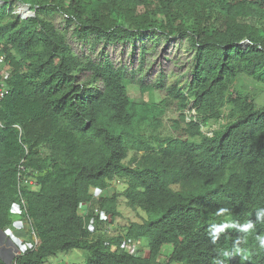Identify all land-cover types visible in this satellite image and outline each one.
Masks as SVG:
<instances>
[{"label": "trees", "instance_id": "16d2710c", "mask_svg": "<svg viewBox=\"0 0 264 264\" xmlns=\"http://www.w3.org/2000/svg\"><path fill=\"white\" fill-rule=\"evenodd\" d=\"M0 3L11 69L0 102V230L21 199L37 239L10 264L72 250L85 264H264V107L235 88L239 77L264 88V0ZM16 4L34 15L20 19ZM55 15L92 47L148 35L185 41L190 79L149 85L108 58H79ZM129 85L165 95L137 102ZM119 196L143 216L110 234ZM128 240H144V255L127 252Z\"/></svg>", "mask_w": 264, "mask_h": 264}, {"label": "rangeland", "instance_id": "374dc122", "mask_svg": "<svg viewBox=\"0 0 264 264\" xmlns=\"http://www.w3.org/2000/svg\"><path fill=\"white\" fill-rule=\"evenodd\" d=\"M21 9H23V5L20 4H16L13 7L16 14L21 12ZM50 20L59 30H65L67 43L79 58H89L94 62L108 58L115 66L123 67L128 75L134 73L135 79L142 78L143 82L149 85L154 84L160 75L163 76V82L166 86L178 82L181 87H184L190 79L192 52L185 41L180 42L176 39H161L156 41L153 36L148 35L139 38L133 45L105 46L99 44L92 47L90 43H80L71 37L72 28L65 29L61 15H55ZM142 47L144 48V58L141 61L140 53ZM235 88L241 96L251 97L255 100L258 107H264V88L262 86L255 84L245 77H239ZM128 95L137 102L150 99L158 102L164 97L165 92L163 90H155L150 95L145 92L141 93L137 86L129 85ZM122 184L121 180L115 179L112 184L113 190L121 192L123 190ZM110 193V190L105 191L104 195ZM118 210L120 216L115 219L113 225L108 229L110 234L121 232L122 228L129 222L140 221L143 216L140 212L128 209L120 196L118 198ZM17 220L14 217L12 227L21 228V225L22 227L27 226L24 220H21V224ZM4 231L7 235L9 234V228H6ZM15 236V238H11V241L15 244H18L22 239L28 240V237L20 232L16 233ZM139 245L142 248V254H144L147 250L146 242L142 240L139 242ZM170 251L171 247L169 245L163 246L161 258L163 259ZM85 262L86 253L84 251L72 250L57 253L47 258L44 264H85Z\"/></svg>", "mask_w": 264, "mask_h": 264}, {"label": "built area", "instance_id": "2783aa9c", "mask_svg": "<svg viewBox=\"0 0 264 264\" xmlns=\"http://www.w3.org/2000/svg\"><path fill=\"white\" fill-rule=\"evenodd\" d=\"M1 4V3H0ZM11 77V69L5 62V56L0 52V102L10 93V86L8 84V81ZM29 184H32V182H29ZM97 198L104 196V193L102 191H98L95 195ZM86 207L85 204H80L79 208L84 210ZM24 210L23 208V201L20 199L19 202L13 203L10 208V212L12 216L16 217L20 222L21 220H24L27 223L26 227L21 228H15V227H9V237L5 233V231H2L4 239H0V251L4 254V257L7 261L12 262L15 258H17L20 255H23L24 253L32 250L33 246L37 244V239L35 238L33 232L30 229L29 223L26 218L21 217V213ZM100 218L104 219V217L100 216ZM20 232L21 234L28 237V240H21L18 244H15L11 241V238H15L16 233ZM112 250L115 249V247L111 248ZM127 252H129L133 256H142V248H140L139 242L128 240L125 244L124 248Z\"/></svg>", "mask_w": 264, "mask_h": 264}, {"label": "water", "instance_id": "95a60500", "mask_svg": "<svg viewBox=\"0 0 264 264\" xmlns=\"http://www.w3.org/2000/svg\"><path fill=\"white\" fill-rule=\"evenodd\" d=\"M21 10L22 11L17 14L20 19H26V18L32 17L34 15V13L29 10V7L28 6L23 5V9H21ZM23 12H25V15H22ZM0 233L4 234L1 230H0ZM0 259L3 262H5V263L10 264V261H6L2 257H0Z\"/></svg>", "mask_w": 264, "mask_h": 264}, {"label": "crops", "instance_id": "0c3cea01", "mask_svg": "<svg viewBox=\"0 0 264 264\" xmlns=\"http://www.w3.org/2000/svg\"><path fill=\"white\" fill-rule=\"evenodd\" d=\"M18 221V220H17ZM22 222H20V224H21ZM0 239H4V237H3V234L2 233H0ZM0 257H2L3 259H5V257H4V254L2 253V251H0Z\"/></svg>", "mask_w": 264, "mask_h": 264}, {"label": "clouds", "instance_id": "9594fccd", "mask_svg": "<svg viewBox=\"0 0 264 264\" xmlns=\"http://www.w3.org/2000/svg\"><path fill=\"white\" fill-rule=\"evenodd\" d=\"M262 243H264V241H262ZM245 258H247V257L245 256Z\"/></svg>", "mask_w": 264, "mask_h": 264}]
</instances>
